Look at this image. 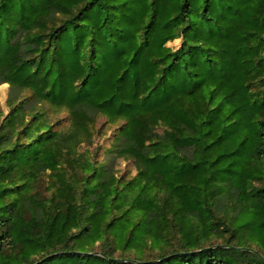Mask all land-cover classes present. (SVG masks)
Listing matches in <instances>:
<instances>
[{"label":"trees","instance_id":"trees-1","mask_svg":"<svg viewBox=\"0 0 264 264\" xmlns=\"http://www.w3.org/2000/svg\"><path fill=\"white\" fill-rule=\"evenodd\" d=\"M5 84L0 264H264V0H0Z\"/></svg>","mask_w":264,"mask_h":264},{"label":"rangeland","instance_id":"rangeland-1","mask_svg":"<svg viewBox=\"0 0 264 264\" xmlns=\"http://www.w3.org/2000/svg\"><path fill=\"white\" fill-rule=\"evenodd\" d=\"M179 45H180L179 40L169 44V46L173 48H177ZM1 86H0V104L4 113L7 114L8 113L7 99H8L10 87L8 84H6V87H1ZM64 116L65 115H62L61 117ZM103 123L104 120H101L97 124L96 128L100 129V131H98V133L95 134L91 143L83 144L81 146V151L82 152L89 151L90 153H92L91 151L93 149L99 147L100 150L96 156L98 161L100 162L103 161L108 163L113 158V154L111 153L110 148H112V146L115 144V126L113 125L102 126ZM68 125L69 123L66 120H64L62 121V124L60 125L59 129H62L63 127H67ZM115 164H116V170L118 171L119 175H126L128 177H133L137 173L136 166L132 161L116 159Z\"/></svg>","mask_w":264,"mask_h":264},{"label":"bare ground","instance_id":"bare-ground-1","mask_svg":"<svg viewBox=\"0 0 264 264\" xmlns=\"http://www.w3.org/2000/svg\"><path fill=\"white\" fill-rule=\"evenodd\" d=\"M1 87H6V84L5 85H2ZM2 90V89H1Z\"/></svg>","mask_w":264,"mask_h":264}]
</instances>
